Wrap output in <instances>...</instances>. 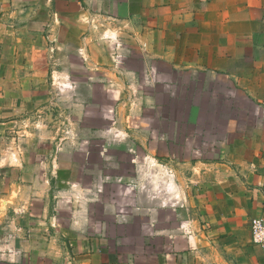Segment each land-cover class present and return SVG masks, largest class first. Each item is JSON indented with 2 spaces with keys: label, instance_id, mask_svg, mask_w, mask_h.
<instances>
[{
  "label": "crops",
  "instance_id": "crops-1",
  "mask_svg": "<svg viewBox=\"0 0 264 264\" xmlns=\"http://www.w3.org/2000/svg\"><path fill=\"white\" fill-rule=\"evenodd\" d=\"M199 76L264 108V0H0V264H264V140L156 97Z\"/></svg>",
  "mask_w": 264,
  "mask_h": 264
},
{
  "label": "rangeland",
  "instance_id": "rangeland-1",
  "mask_svg": "<svg viewBox=\"0 0 264 264\" xmlns=\"http://www.w3.org/2000/svg\"><path fill=\"white\" fill-rule=\"evenodd\" d=\"M104 45L106 48L110 47V49L119 47L117 41L111 42V40H104ZM120 50L125 51V47L122 44ZM134 63L137 64L135 60ZM197 83L199 86H193L191 82H187L186 87L181 85L179 88H165L164 91L156 89V97L158 96L159 102L164 104V108L161 110L162 113L169 116L174 114V110H176L179 113L193 112L195 115H202L208 111L211 116L215 111L214 118L206 119L203 118L204 116H199L200 118L196 119L193 126H186L187 129L191 127L198 130L199 155L201 157L209 155V158L218 160L221 154H219L218 151L220 150L218 149L225 148L230 150L231 154H228L231 157H249L253 153V149H256V142L264 140V136L262 137L264 134V108L260 110L256 105L248 101L241 104L234 102L237 98L234 96L236 92L233 89L229 90L231 95L229 99L232 102L223 103L222 88L212 87V84L208 86L204 76H199ZM203 91L210 96V99L206 103L207 98L204 97L202 104L200 94ZM176 100L178 104L172 103ZM208 107L211 110L207 109ZM167 127L170 131L166 129L172 133L173 143L184 144L182 138L185 132V125H180L181 130H184L178 133H175L170 128L169 122ZM213 146L217 150L211 154Z\"/></svg>",
  "mask_w": 264,
  "mask_h": 264
},
{
  "label": "built area",
  "instance_id": "built-area-1",
  "mask_svg": "<svg viewBox=\"0 0 264 264\" xmlns=\"http://www.w3.org/2000/svg\"><path fill=\"white\" fill-rule=\"evenodd\" d=\"M252 241L264 248V217H255L251 221Z\"/></svg>",
  "mask_w": 264,
  "mask_h": 264
}]
</instances>
